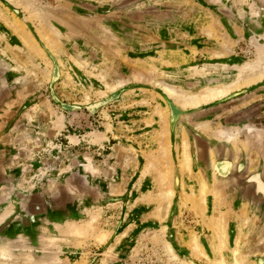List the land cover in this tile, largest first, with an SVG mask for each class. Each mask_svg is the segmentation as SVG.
I'll return each mask as SVG.
<instances>
[{
    "label": "rangeland",
    "instance_id": "1",
    "mask_svg": "<svg viewBox=\"0 0 264 264\" xmlns=\"http://www.w3.org/2000/svg\"><path fill=\"white\" fill-rule=\"evenodd\" d=\"M262 58L264 0H0V264H264Z\"/></svg>",
    "mask_w": 264,
    "mask_h": 264
},
{
    "label": "bare ground",
    "instance_id": "2",
    "mask_svg": "<svg viewBox=\"0 0 264 264\" xmlns=\"http://www.w3.org/2000/svg\"><path fill=\"white\" fill-rule=\"evenodd\" d=\"M264 58H262V62L261 63H259V65L261 64V66L260 67H262V68H260V67H255V65L254 66H252V67H250V66H246V67H243L242 68V74L244 75V77H246L245 78V81H247V80H250V78H247V77H251L252 75L251 74H253V75H255V76H258V77H260V76H262L263 74H264V60H263ZM254 67L255 68H257L256 70L254 69ZM260 68V69H259ZM244 72H248V73H246V74H244ZM241 74V75H242ZM246 75V76H245ZM249 75H251V76H249ZM243 77V78H244ZM237 86V84H233V85H227V86H221V87H214V88H206V89H204V90H202V91H200V92H198V93H194V94H190V95H183V94H181L180 92H178V91H176L174 88H172V87H169V86H166V90L168 91V93L171 95V96H173V97H175L176 98V100L180 103V104H182L183 106H186V105H196V104H199L201 101H203V100H209V99H212V98H214V97H217V96H220V95H223V94H225L227 91H229V90H231L232 88H235ZM224 133H226L225 131H224ZM226 135V134H225ZM230 135V133H228L227 134V136H229ZM185 149V148H184ZM169 161H170V159H168ZM170 165V164H169ZM189 165H190V157H189V155H188V152H187V150H185V151H183V153H182V159H181V161H180V167H181V172L182 171H188V169L190 168L189 167ZM227 165V164H226ZM161 166V165H160ZM225 166V165H224ZM163 167V166H162ZM225 167H223V169H224ZM168 170H170V169H168ZM165 173V172H164ZM170 173V172H169ZM164 177V176H163ZM162 177V178H163ZM169 178V177H168ZM164 179H166V178H164ZM170 179V178H169ZM169 179H167L166 180V182L169 180ZM160 182V181H159ZM205 181H202V183H201V187H200V196H201V199L202 198H204V193H205V191L207 190L206 189V185H205V183H204ZM167 184H168V182H167ZM166 184V185H167ZM163 185V187L165 186V184L163 183L162 184ZM169 185H170V183H169ZM167 188V189H166ZM165 189V192L162 194V195H160L161 196V198L163 199V197H164V202H165V204L166 203H168V201H169V199H170V196L172 195V188L171 187H166ZM164 190V189H163ZM160 198V197H159ZM160 198V199H161ZM162 199L160 200V201H162ZM202 201H203V199H202ZM161 204H163V202L162 203H160V205ZM159 205V206H160ZM159 211V210H158ZM221 224V223H220ZM220 224L218 223L217 224V226L215 227V229H214V231L217 233V235H219V237H221V228H220ZM221 229V230H220ZM79 232V231H78ZM223 237V236H222ZM223 241H224V239H222ZM224 243V242H223ZM191 245H192V250H194L193 251V253L195 254V255H197V254H201L200 252V248H199V245L197 244V242H196V238L193 236V238H192V243H191ZM219 245H220V243H219ZM167 247V246H166ZM165 247V248H166ZM191 248V247H190ZM169 250H170V247L168 248ZM189 249V248H188ZM221 249V248H220ZM171 252V251H170ZM169 254V253H168ZM203 257H205V256H203ZM175 258H176V256H175ZM236 260V259H235ZM223 261V260H222ZM235 262V261H234ZM241 263V262H240ZM217 264V263H216ZM219 264H224V263H219ZM234 264H239L238 262H237V260H236V262L234 263ZM243 264V263H242Z\"/></svg>",
    "mask_w": 264,
    "mask_h": 264
},
{
    "label": "flooded vegetation",
    "instance_id": "3",
    "mask_svg": "<svg viewBox=\"0 0 264 264\" xmlns=\"http://www.w3.org/2000/svg\"><path fill=\"white\" fill-rule=\"evenodd\" d=\"M230 161L224 159V158H219L215 164L218 167V173L219 174H229L231 165L229 163ZM227 164V165H226ZM225 165V166H224ZM240 165H238L237 168H239ZM223 167H225L223 169ZM241 167V166H240ZM248 181L251 182V186L254 188V193L258 194L261 199L264 201V180L262 177H260L258 174H254V176L249 177Z\"/></svg>",
    "mask_w": 264,
    "mask_h": 264
},
{
    "label": "crops",
    "instance_id": "4",
    "mask_svg": "<svg viewBox=\"0 0 264 264\" xmlns=\"http://www.w3.org/2000/svg\"><path fill=\"white\" fill-rule=\"evenodd\" d=\"M222 158H226L228 161H230L229 163L231 165V169H230L229 173L230 174H231V172L233 173V168H234L233 158L232 157L230 158V156H226V157L223 156ZM214 162H215V160H214ZM241 166H243V165H241ZM212 175H215L216 177H219V175L222 177L223 176L225 177L227 174L226 175L224 173L223 174H215V172H212ZM253 189L254 188L252 186H247V188L242 193L244 195V198H246L247 200H251V199L254 200V202L257 206L256 210H258L260 212V216L262 217V220H264V201H263V199L260 198V196L258 194L254 193ZM252 196H253V198H252Z\"/></svg>",
    "mask_w": 264,
    "mask_h": 264
}]
</instances>
